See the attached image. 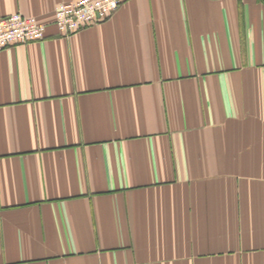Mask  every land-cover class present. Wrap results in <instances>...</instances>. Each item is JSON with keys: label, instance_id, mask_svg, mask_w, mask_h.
<instances>
[{"label": "crops", "instance_id": "obj_1", "mask_svg": "<svg viewBox=\"0 0 264 264\" xmlns=\"http://www.w3.org/2000/svg\"><path fill=\"white\" fill-rule=\"evenodd\" d=\"M0 0V264H264V0Z\"/></svg>", "mask_w": 264, "mask_h": 264}, {"label": "built area", "instance_id": "obj_2", "mask_svg": "<svg viewBox=\"0 0 264 264\" xmlns=\"http://www.w3.org/2000/svg\"><path fill=\"white\" fill-rule=\"evenodd\" d=\"M122 0H76L59 4L54 10V26L59 35L68 37L107 20ZM46 26L35 18L14 13L0 18V51L42 41Z\"/></svg>", "mask_w": 264, "mask_h": 264}]
</instances>
